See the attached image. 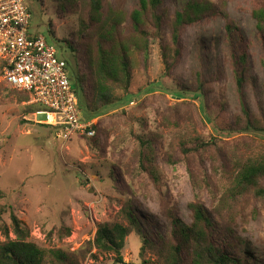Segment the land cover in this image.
<instances>
[{
	"label": "rangeland",
	"instance_id": "rangeland-1",
	"mask_svg": "<svg viewBox=\"0 0 264 264\" xmlns=\"http://www.w3.org/2000/svg\"><path fill=\"white\" fill-rule=\"evenodd\" d=\"M197 1L210 8L181 27L176 57L171 23L191 1L160 0L156 10L162 17L161 42L148 36L146 61L139 55L142 51H130L131 95L101 112L79 105L81 121L97 118L95 134L86 136L93 137L94 144L85 135L61 140L51 126L36 122L34 112L40 105L31 103L30 96L22 101L27 92L2 79L0 59L2 223L10 225L12 211L32 241L44 249L60 248L79 264H165L155 245L173 241L168 215L190 223L188 204L199 200L213 223V239L225 253L244 264H264V201L252 194L227 197L238 159L260 152L252 145L251 133L227 128L237 126L241 102L264 123V33L251 14L264 0ZM87 2L23 0L30 12V32L54 45L58 56L70 62L71 72L78 68L66 39L75 40L85 67L83 47L95 46L112 14L122 17L116 29L119 39L131 42L139 36L130 20L139 0H102L99 18L88 20L84 33H74L80 19L88 17ZM144 17L141 28L151 30L150 12ZM160 45L169 59L168 71ZM236 71L243 78L241 92ZM84 76L90 94L91 74ZM123 94L115 90L117 97ZM139 137L152 142L154 159L147 168L155 179L139 169ZM199 140L206 145L184 156L181 146L191 148ZM129 210L139 228H130L123 261L116 263L112 254H99L88 243L99 224H127ZM65 229L69 235L60 237Z\"/></svg>",
	"mask_w": 264,
	"mask_h": 264
},
{
	"label": "trees",
	"instance_id": "trees-1",
	"mask_svg": "<svg viewBox=\"0 0 264 264\" xmlns=\"http://www.w3.org/2000/svg\"><path fill=\"white\" fill-rule=\"evenodd\" d=\"M101 1L88 0L86 3L89 8L88 17L87 19L85 17L80 19V28L74 33H84L87 29V21L99 18ZM190 1L181 12L175 13L174 20L171 23L174 45L172 57H176L179 53L177 42L181 27L185 23L198 20L200 14L205 9L210 8L206 3L197 0ZM159 3L160 0H139L138 7L131 11V25L133 30L139 35L131 42L118 38L116 29L121 24L122 17L112 14L111 20L106 22V29L95 46L83 47V58L87 55L88 59L85 67L81 65L82 51L78 50L75 40L69 42L66 39L65 42H67L68 48L71 49L75 60V69L76 67L78 68L77 71L73 70L71 72L70 62H66L67 68L72 74L70 78L71 85L77 94L78 105L84 103L91 112H101L105 106L122 100L124 96L131 95L129 88L134 80V67L130 58V51L136 53L139 52L137 50L142 51V55L138 54L146 61L148 58V36L161 42L162 17L156 10ZM72 6H74V2ZM148 11L150 12V23L152 26L151 30H144L141 26L145 24L144 16ZM251 14L256 20L258 30L264 33V2L259 8L253 10ZM105 42H108L109 45L105 46ZM160 47L162 49L160 54L162 55L163 65L165 71H168L170 68L169 59L163 51V46L160 45ZM241 59L243 60L242 55L239 57V60ZM262 63L264 65V59ZM85 72L91 74L92 91L90 94L85 88ZM235 84L237 91L241 92L243 78L237 71L235 72ZM116 89L123 90V96L117 97L115 95ZM26 94L22 101L29 99V93ZM240 107L241 115H236L237 126L233 129L231 127L227 129L247 134L251 133L255 140V144H251L256 145L260 152L255 156H246L238 159L236 162L237 170L230 188L231 193L227 197L229 200H234L243 194H252L253 197L264 201V183H262L264 179V123L256 120L242 102ZM94 127H96V123ZM253 133H255V136ZM85 138H90L91 142L88 141L89 144L95 143L93 137L85 136ZM256 139L260 141L257 144ZM151 143L149 139L139 137V169L150 175L152 170L150 168H152L154 159ZM204 145H206V142L199 140L191 148H186L182 145L180 149L185 156L190 150L197 151ZM185 162L188 163V160ZM151 177L155 179L153 175ZM188 205L192 213L191 222L184 223L170 212L168 217L172 224L170 235L173 241L164 240L162 246L155 245V249L161 255L165 264H244L241 260H236L225 253L222 247L213 239L214 226L202 202L195 200ZM2 213L3 210H0V219ZM9 216L10 225L0 221V234L4 236V240L0 241V264H79L78 259L60 248L44 249L36 244L29 238L30 231L22 221L12 211ZM138 225L134 214L129 210L127 213V224L118 222L99 224L93 239L88 244L95 248L97 253L112 254L116 263H122V249L125 237L128 235L130 228H139ZM226 227L229 228V225L226 224ZM69 233V229H65V232L61 233L60 237L69 235ZM143 243L144 245H149V241L146 238L143 239ZM141 247L142 251L143 246ZM91 256L97 258L95 254H91ZM146 263V261L143 262V264Z\"/></svg>",
	"mask_w": 264,
	"mask_h": 264
},
{
	"label": "built area",
	"instance_id": "built-area-1",
	"mask_svg": "<svg viewBox=\"0 0 264 264\" xmlns=\"http://www.w3.org/2000/svg\"><path fill=\"white\" fill-rule=\"evenodd\" d=\"M29 19L23 0H0L2 79L29 93L30 102L40 105L36 122L51 126L57 138L93 136L97 118L80 120L66 60L43 35L30 32Z\"/></svg>",
	"mask_w": 264,
	"mask_h": 264
},
{
	"label": "crops",
	"instance_id": "crops-1",
	"mask_svg": "<svg viewBox=\"0 0 264 264\" xmlns=\"http://www.w3.org/2000/svg\"><path fill=\"white\" fill-rule=\"evenodd\" d=\"M35 34V33H34Z\"/></svg>",
	"mask_w": 264,
	"mask_h": 264
}]
</instances>
